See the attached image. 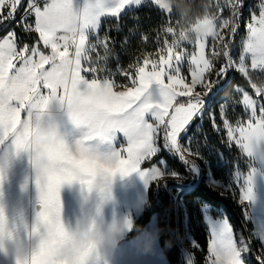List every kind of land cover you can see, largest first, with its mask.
Wrapping results in <instances>:
<instances>
[{
  "label": "snow or ice",
  "instance_id": "snow-or-ice-1",
  "mask_svg": "<svg viewBox=\"0 0 264 264\" xmlns=\"http://www.w3.org/2000/svg\"><path fill=\"white\" fill-rule=\"evenodd\" d=\"M145 3L156 6L170 20L161 0H0V25L15 21L24 33L36 36L31 44H22L15 30L0 37V253L10 254L14 264H56V246L71 230L62 219V185L77 182L91 192L99 177L114 180L117 175L139 172L150 185L157 178L177 176L160 167H141L160 152L161 138L163 149L172 150L183 163L194 160L188 156H198L197 151L181 145L180 137L195 118L205 115L204 97L218 83L208 80L217 60L223 59L214 73L217 77L235 69L255 93L254 98L245 89H236L240 98L232 102L241 104L248 114L236 126L221 105L229 146L234 142L250 154L264 141V88L253 79V73L264 77V0L246 25L238 61L230 54L222 30L236 32L243 0H216V23L210 34L186 41L171 24L162 26L165 38L157 53L159 60L145 57L142 66H135L134 75L122 73L131 86L113 91L118 85L112 74L95 62L106 64L107 38L97 36L92 42L90 35L97 33L102 17L119 18L125 10ZM21 8L23 14L16 20ZM225 8L231 13L228 18L220 15ZM209 37L213 40L211 56L205 53ZM185 42L194 43L195 52L187 53ZM97 46L105 54L94 59ZM185 59L190 83L181 74ZM150 63L151 71H146ZM259 81L264 83V79ZM198 85L206 91H195ZM207 115L219 130L215 114ZM120 134L126 148L116 146ZM20 160H26L30 172L22 170L19 190L25 196L34 191L35 199L29 196L21 203H9V176ZM128 226L132 228L130 219ZM250 250L249 243L240 239L238 244L233 233L214 232L208 264H244L242 254ZM94 254V250L86 251L71 264H88ZM256 258L264 264V254Z\"/></svg>",
  "mask_w": 264,
  "mask_h": 264
},
{
  "label": "trees",
  "instance_id": "trees-1",
  "mask_svg": "<svg viewBox=\"0 0 264 264\" xmlns=\"http://www.w3.org/2000/svg\"><path fill=\"white\" fill-rule=\"evenodd\" d=\"M23 13L21 8L18 17ZM171 24L175 27L176 20L171 15L158 10V8L146 4L144 7L128 11L116 19H105L100 30L95 35H90V41L95 42L97 36L104 40L107 38L108 58L106 64L103 60L95 61L100 66L106 68L112 74L118 86L129 87L131 80L123 75V72H130L134 75L135 66L143 65L145 57L151 59L158 56L159 48L163 46L165 34L162 32V26ZM8 28L0 30V37L4 36ZM22 43L31 44L36 38L35 34H26L21 27L14 29ZM160 35V43H157V34ZM236 36L231 42L229 52L234 60H238L240 55V40L244 37V29H238ZM171 40V36H167ZM229 35L227 40L229 41ZM233 52V54H232ZM104 48L97 46L96 51L92 53L95 59L97 55L103 57ZM223 64V59L217 61L214 72L218 71ZM133 66V67H130ZM209 81H218L213 87L211 93L206 97L209 100L203 119L197 117L193 120L187 137L199 123H202L198 143L193 151H197L200 157L195 162L189 161L183 163L181 159L173 154H159L167 164L183 177L182 181L161 180L153 182L147 190V201L142 215L136 221L133 229L128 235V239L137 237L150 222L153 215H163V221L158 227V240L161 250L169 264H187L184 260L182 246L180 241L185 235V229L188 228L197 247L191 249L194 264H208V244L209 234L204 223L201 207L208 205L211 208L213 218L219 216L218 211L227 218L235 235L242 236L249 243L250 251L245 259V264H258L257 256L262 254L261 243L253 235V226L247 221L244 215V208L230 196L221 195L211 187L205 184L207 174L210 172L215 179H222L225 175L222 172L225 166L219 167L220 161H226L231 157L240 158L237 149L229 146L225 132L222 130V124L219 120L220 107L229 99L235 87L243 88L252 93V89L247 84L244 77L236 72L228 71L223 78L210 77ZM214 94V95H212ZM215 114L216 127L208 118L207 113ZM194 163L201 170L200 179L189 169ZM187 188L181 197V202L175 203L173 193L176 189ZM172 189V190H171Z\"/></svg>",
  "mask_w": 264,
  "mask_h": 264
},
{
  "label": "rangeland",
  "instance_id": "rangeland-1",
  "mask_svg": "<svg viewBox=\"0 0 264 264\" xmlns=\"http://www.w3.org/2000/svg\"><path fill=\"white\" fill-rule=\"evenodd\" d=\"M220 2L223 3V0H220ZM214 3H216V0H214ZM146 4L147 3H145L140 7L127 9L123 13H126L131 10L140 9L144 7ZM214 11H216L215 8ZM18 13H20V11ZM18 13L16 15V20L20 19V17H18ZM220 15L223 18H228L231 16V13L228 11V9L225 8L220 13ZM109 18L116 19V17H109ZM217 23H219V21H217ZM9 26L11 27L8 29L6 34L9 31L14 30L17 25L15 21L7 22L4 25H0V30L6 27L8 28ZM100 28L97 30V32L100 30ZM222 32L226 40H227V36L229 35L230 41H232L237 34L236 32L230 33L229 29H223ZM246 37H247V29L244 28V37L239 42L241 46L240 54L242 52L243 44L244 41L246 40ZM22 42L23 41L21 40V43ZM212 45H213V40L211 37H209L207 46L205 48V53L208 56H211ZM183 47L189 54L195 52L196 50L194 43L185 42L183 44ZM219 47L220 44L219 42H217V48ZM150 60L158 61L159 55L152 57ZM217 61L215 62V65ZM146 71H151V63L147 65ZM229 71L236 72L240 76H242L235 69H230ZM214 73L215 72L213 71L214 78H217V76ZM181 74L185 76L186 82L190 83L191 75L188 70L187 59H185V61L182 62L181 64ZM211 76L212 75L208 77V80H210ZM253 79H255L258 82L260 79H264V77H262L259 73H253ZM165 82H167L166 77H165ZM126 88L127 87L117 86L116 88L113 89V91L116 92L125 91ZM237 88L238 87H235L233 89L229 99L226 101V103L223 104L225 106L224 107L225 115L228 121L233 126H236L237 121L240 120L246 121L248 118V114L245 112L243 106L241 104L232 102L240 98V93L236 92ZM195 91L204 93L206 89L198 85ZM250 95H252L255 98V93L253 92V90ZM206 97H204L205 111L207 109V105L209 102V100L206 101ZM210 113H212V111ZM219 120L222 124V130L225 132L226 138L228 140L227 129L224 127V122L221 119V107L219 113ZM192 122L187 126V132L181 134L180 143L181 145L190 147L193 150V148L196 147V144L198 143L199 140L198 137L200 135V131L198 129L201 128L202 123H199L197 126H195L193 131H191L190 133L191 135L187 137ZM189 137L192 138L190 145L188 142ZM158 145L161 148L160 152H158L151 159L145 160L142 163L141 167L143 169L160 167L163 171L169 173L172 171L176 172L175 170H173L171 166L167 164V162L163 157L159 156L157 159L154 160V158L159 154L169 155L170 157H173V154H175L172 150L167 151L163 149L162 138L158 140ZM231 145L237 149L240 158L236 159L235 157H231L226 161H220L219 167L225 166L222 170V172L225 173L224 177L222 179H215L212 177V174L209 172L207 174L205 184L211 187L212 189H214L215 191L219 192L221 195L232 197L238 202V204H240L244 208L245 218L253 226L252 233L255 239H258L256 236V230L258 227V232L260 235L259 237L260 240L259 239L258 240L261 243V241H264V141L259 142L253 148L250 154L246 153L243 149H239L234 142ZM116 146L118 148L127 147V142L125 138L122 136V134L118 136V139L116 141ZM188 159L190 160L194 159L192 161L196 163V161L199 160L200 157L199 155L197 157L188 156ZM161 161H163V164L160 163ZM189 169L193 171V173L197 176L198 179H200L201 170L197 166H195L194 163H192L191 166H189ZM22 170L30 172L26 160L18 161L10 173L9 176L10 185L8 186L7 189V198L9 200V203H21L24 200H27L29 196H31L33 200L35 199L34 191L30 192L28 196H25L21 194L19 190L20 181L23 179ZM161 180L182 181L183 177L181 175H177V176L166 175L164 177L157 178L156 181H161ZM156 181H152L151 183ZM148 187L149 185H146L145 180L142 178L139 172H132L129 175L123 177L117 175L114 178L112 200L103 206V213L106 216V218L110 219L113 215H116L120 218L127 217L132 221V229H133L136 221L140 218V216L143 213L147 201ZM176 190L177 191L173 193V199L177 204L181 202L182 195L185 192H187L188 189L181 188ZM87 194H88L87 191L83 190L82 186L77 182H74L72 184H64L61 186L60 199L62 204V219L64 220L65 225L67 227L72 228L74 226L75 218L80 214L82 210L83 198ZM87 207H90L94 210L95 193H92V199L89 201ZM27 211L29 212V214L31 213V209H27ZM201 211L205 226L209 234V243L214 232L220 234L223 233L224 231H228L229 234L233 233V236L237 240L238 244L240 239L245 240L242 236L235 235L230 223L228 222L227 218L222 214L221 211H218L219 216L217 218H213V216L211 215V208L208 205H202ZM163 219H164L163 215H158V214L153 215L150 222L143 231L145 235L151 233L154 238V243L151 253L149 251L148 252L143 251L145 252V254L143 255L141 250L137 248L141 246L140 238L128 239V235L131 232L129 231L127 236L123 240H121L118 247L111 252L110 256L107 257L109 264H169L165 260L163 253L160 250L157 239L158 227L162 223ZM257 219H259V221ZM180 245L182 246L183 256L186 263L194 264V258H193V254L191 253V249L196 248L197 245L187 227L185 229V235L180 241ZM261 247L262 249H264V244L261 243ZM247 254H249V252L242 254L244 264H245V259H247L248 256ZM209 255L210 253H209V244H208V260H209ZM0 264H14V259L10 254L5 255L4 253H0Z\"/></svg>",
  "mask_w": 264,
  "mask_h": 264
},
{
  "label": "clouds",
  "instance_id": "clouds-1",
  "mask_svg": "<svg viewBox=\"0 0 264 264\" xmlns=\"http://www.w3.org/2000/svg\"><path fill=\"white\" fill-rule=\"evenodd\" d=\"M163 11L171 14L175 20L177 36L186 41L203 39L213 30L215 18L214 0H161ZM264 88V83L258 81ZM114 180L99 177L91 192L83 198L82 210L75 218L74 226L56 246L54 260L56 264H71L82 253L94 250L88 264H109L107 259L118 247L132 228L128 218L113 215L110 219L103 213V206L112 200ZM95 193L94 210L87 207ZM142 250L152 249L154 238L151 233L140 235Z\"/></svg>",
  "mask_w": 264,
  "mask_h": 264
},
{
  "label": "built area",
  "instance_id": "built-area-1",
  "mask_svg": "<svg viewBox=\"0 0 264 264\" xmlns=\"http://www.w3.org/2000/svg\"><path fill=\"white\" fill-rule=\"evenodd\" d=\"M261 0H243V6L241 8V15L239 18V25L237 27L238 29L245 28L247 29L246 25L251 20V15L253 11H256L258 14V5L260 4ZM236 30V32H237ZM232 41H228L229 47L231 45Z\"/></svg>",
  "mask_w": 264,
  "mask_h": 264
},
{
  "label": "crops",
  "instance_id": "crops-1",
  "mask_svg": "<svg viewBox=\"0 0 264 264\" xmlns=\"http://www.w3.org/2000/svg\"><path fill=\"white\" fill-rule=\"evenodd\" d=\"M122 14H124V13H122ZM121 14V15H122ZM105 19H110L109 17H102L101 18V24L103 23V21L105 20ZM258 221H259V219H257ZM145 230V229H144ZM143 230V231H144ZM141 233H143V232H141ZM141 233L137 236V237H135V238H140V235H141ZM256 236H257V238L259 239V237H260V235H259V232H258V227H257V230H256ZM135 238H133V239H135ZM157 239H158V234H157ZM260 240V239H259ZM158 244H159V240H158ZM137 247V246H136ZM159 247H160V244H159ZM138 249H140L141 250V252L143 253V255L145 254V252H143V250L141 249L142 247L140 246V247H137ZM152 250V249H151ZM151 250L149 251L150 253H151ZM160 250H161V247H160ZM161 252H162V250H161ZM163 253V252H162ZM163 256H164V254H163ZM164 258H165V256H164ZM165 260H166V258H165ZM167 261V260H166Z\"/></svg>",
  "mask_w": 264,
  "mask_h": 264
}]
</instances>
